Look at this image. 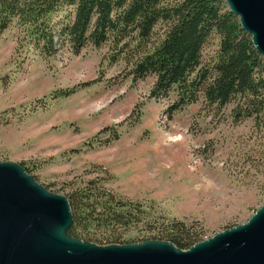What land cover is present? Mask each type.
<instances>
[{
  "label": "rangeland",
  "instance_id": "rangeland-1",
  "mask_svg": "<svg viewBox=\"0 0 264 264\" xmlns=\"http://www.w3.org/2000/svg\"><path fill=\"white\" fill-rule=\"evenodd\" d=\"M66 17L73 19V8H60L51 24ZM168 26L159 21L146 42L133 36L115 46L109 39L78 54L56 44L50 57L16 21L0 36V163L23 164L53 194L66 197L92 182L94 191L140 208L137 223L95 225L80 241L137 244L171 221L202 231L204 241L246 223L264 205V120L236 121L237 101L218 108L203 96L170 112L176 88L154 96V76L133 80V65ZM218 49L212 34L202 48L204 65ZM117 235L121 241L107 242Z\"/></svg>",
  "mask_w": 264,
  "mask_h": 264
},
{
  "label": "trees",
  "instance_id": "trees-1",
  "mask_svg": "<svg viewBox=\"0 0 264 264\" xmlns=\"http://www.w3.org/2000/svg\"><path fill=\"white\" fill-rule=\"evenodd\" d=\"M163 0H0V36L16 21L34 47L45 57L56 54V44L67 45L73 54L86 45L99 47L112 39L115 46L135 36L146 42L159 21L169 24L164 39L151 52L144 53L133 65V80L154 76V96L167 97L176 88L178 100L170 112L194 104L203 96L209 106L224 108L237 101L236 121L264 120V63L254 48L251 36L239 19L229 12L224 0H183L164 6ZM73 8L57 25L51 17L60 8ZM71 16V15H70ZM215 34L219 49L215 59L204 65L202 48ZM58 42V43H56ZM74 89L59 92L68 96ZM24 171L29 170L20 164ZM92 182L66 196L72 225L68 234L89 240L93 226L127 227L137 223V205L123 203L105 191L98 193ZM203 232L182 222L164 223L141 240H166L181 250L203 240ZM120 236L107 238L118 243Z\"/></svg>",
  "mask_w": 264,
  "mask_h": 264
},
{
  "label": "water",
  "instance_id": "water-1",
  "mask_svg": "<svg viewBox=\"0 0 264 264\" xmlns=\"http://www.w3.org/2000/svg\"><path fill=\"white\" fill-rule=\"evenodd\" d=\"M264 63V0H224ZM65 196L0 163V264H264V205L246 223L181 250L172 243L97 246L71 237Z\"/></svg>",
  "mask_w": 264,
  "mask_h": 264
}]
</instances>
